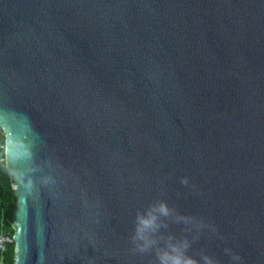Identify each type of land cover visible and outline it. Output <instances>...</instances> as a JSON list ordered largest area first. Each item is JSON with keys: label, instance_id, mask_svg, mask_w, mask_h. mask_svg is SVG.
Segmentation results:
<instances>
[{"label": "water", "instance_id": "water-1", "mask_svg": "<svg viewBox=\"0 0 264 264\" xmlns=\"http://www.w3.org/2000/svg\"><path fill=\"white\" fill-rule=\"evenodd\" d=\"M0 128L15 264H264V0H0Z\"/></svg>", "mask_w": 264, "mask_h": 264}, {"label": "clouds", "instance_id": "clouds-1", "mask_svg": "<svg viewBox=\"0 0 264 264\" xmlns=\"http://www.w3.org/2000/svg\"><path fill=\"white\" fill-rule=\"evenodd\" d=\"M168 215L169 210L165 204L149 209L144 215H138L135 239L141 242L139 245L141 252L157 244V240L153 237L161 227L158 219L160 216L167 217ZM187 247L186 243L180 246L168 242L166 248L157 252L159 264H197L195 259L189 258L184 254ZM204 262L205 264H213L207 257H204Z\"/></svg>", "mask_w": 264, "mask_h": 264}, {"label": "trees", "instance_id": "trees-1", "mask_svg": "<svg viewBox=\"0 0 264 264\" xmlns=\"http://www.w3.org/2000/svg\"><path fill=\"white\" fill-rule=\"evenodd\" d=\"M0 236L12 238L16 233V196L12 179L5 164V135L0 128ZM16 247L14 242L0 249V264H15Z\"/></svg>", "mask_w": 264, "mask_h": 264}, {"label": "built area", "instance_id": "built-area-1", "mask_svg": "<svg viewBox=\"0 0 264 264\" xmlns=\"http://www.w3.org/2000/svg\"><path fill=\"white\" fill-rule=\"evenodd\" d=\"M1 148V147H0ZM13 242V237L10 238L9 236H0V249L3 251L4 250V245L12 243Z\"/></svg>", "mask_w": 264, "mask_h": 264}]
</instances>
